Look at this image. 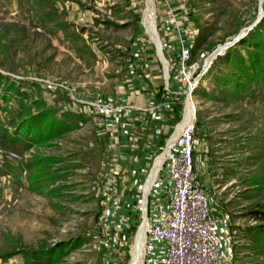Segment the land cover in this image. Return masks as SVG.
Returning a JSON list of instances; mask_svg holds the SVG:
<instances>
[{
	"label": "rangeland",
	"instance_id": "1",
	"mask_svg": "<svg viewBox=\"0 0 264 264\" xmlns=\"http://www.w3.org/2000/svg\"><path fill=\"white\" fill-rule=\"evenodd\" d=\"M150 5L169 87L146 26L148 15L144 19ZM46 8L59 12L57 33L41 24ZM96 12L106 17L110 12L113 24L100 17L103 27L92 36L80 26L92 23L77 22V14L92 20ZM184 23L182 42L194 45L187 78L169 50L178 40L172 25ZM77 28L84 29V40H68L65 30L78 33ZM248 29L243 39L210 58ZM262 44L264 0H0V264H134L147 187L131 185L138 177L144 185L155 167L153 177L182 120L177 116L184 112L189 79L198 84L184 120L196 112L198 156L204 157L198 169L218 172V192L209 196L224 225L226 262L264 264L259 233L264 230V53L257 50ZM244 62L247 72L240 69ZM237 77L246 80L235 82ZM126 85L133 93H153L171 110L149 124L173 125L167 135L159 131V142H153L159 150L149 159L143 151L147 132L132 127L126 146L95 110L110 106L113 96L117 105ZM165 90L177 95L168 99ZM45 109L65 130L48 140H29L21 127L39 124ZM135 158L143 161L142 176L135 173ZM161 163L160 158L159 168ZM155 195L149 215L164 198ZM144 241L145 236L142 264H158L145 258Z\"/></svg>",
	"mask_w": 264,
	"mask_h": 264
},
{
	"label": "built area",
	"instance_id": "2",
	"mask_svg": "<svg viewBox=\"0 0 264 264\" xmlns=\"http://www.w3.org/2000/svg\"><path fill=\"white\" fill-rule=\"evenodd\" d=\"M193 46L189 41L181 47L179 64L185 78ZM95 110L109 117V106L98 105ZM198 144L194 121L173 141L164 168L152 183L149 199L154 192L164 198L148 214L144 253L146 259L158 264H227L223 250L224 225L214 216L209 192L196 176Z\"/></svg>",
	"mask_w": 264,
	"mask_h": 264
},
{
	"label": "crops",
	"instance_id": "3",
	"mask_svg": "<svg viewBox=\"0 0 264 264\" xmlns=\"http://www.w3.org/2000/svg\"><path fill=\"white\" fill-rule=\"evenodd\" d=\"M56 1H58V0H56ZM110 12H109V15L107 17H106V15H104V14H106V12H104L103 14L100 12H96V14H92V18H91L92 20L88 19V17H87L88 15L86 16L84 13H78L77 14V22L92 23L89 25H80V26H85L83 28H86L87 32L89 34L91 31V33H92L91 35L94 36V33L99 32V28L103 27V25L101 24V23H103V21L101 20L100 17H103V18L106 17L104 22L113 24V22L108 21L109 19L113 21V19L110 17L111 16ZM42 14H43L42 15L43 17L41 18L42 19L41 24H43V26L45 27V29L49 33H51V34H52V32L57 33L59 28L62 27V25H57L54 23L56 21L55 20L56 16L59 14V12L58 11H49L46 8L44 10V13H42ZM176 17H177V15H174V13L172 12V19L171 20L176 22V20H177ZM98 22H100L99 25L96 24ZM111 26H114L115 28H119L118 25H116V24L111 25ZM83 28H82V30L77 28L76 30L78 33H73V32L70 33L67 30H65L66 38L68 40L72 39V41H75V42L80 41V40L83 41L84 40L83 35H82L83 32H81V31H84ZM172 28L177 29V32L175 35H176V38L178 40L176 41V43L169 46V50L173 54H176L177 58H179L182 45L189 44V41H188V43L182 42L186 39V36H187L186 29L188 28V26L187 25L185 26V23H184L183 28L176 27L175 25H172ZM94 40H99V39H92V41H94ZM182 43H184V44H182ZM104 44L107 46V45H109V42L106 41ZM115 47L121 48V45H116ZM119 55H121V53ZM130 68H132V66ZM123 89L126 91L124 93L125 95L123 96L125 98H122V96L118 95V104L117 105L115 103V99H116L115 96L109 98L108 102H109L110 106H109V110L107 113V115H109V117L102 115L104 118V123L107 127L108 132H110V131L118 132L117 134H115L117 137L116 139L120 140V138H122L121 141L124 142L126 144V146H127V136H128L129 131H131L132 127L135 129H138V131H140L141 135L146 134V132H147L148 133V135H147L148 144H145V146H144L145 148L143 149V151H144V153H146L145 159H149L152 156H154L159 150V148L153 144V142H156V141L159 142V139H158L159 131L163 129L164 134L167 135L168 132L170 131L169 129H173V125L170 127H166V128L158 125L155 128H153L152 126H149V124L150 123L153 124L154 119H162V116L164 115V113H167V117H169L171 110L165 104H163V105L158 104L155 101V95L153 93L150 94L149 92H140V91L139 92L134 91V93H133L132 85L123 86ZM165 91H166L165 95H167L168 99L173 98L172 95H177L174 92L167 91V90H165ZM127 94L129 95L128 97H127ZM132 102H133V105H131ZM179 114H181V113H179ZM146 115H148V117L145 120L144 117H146ZM179 116L181 118V117H183V114L179 115ZM132 117L134 118L133 119V125H132ZM170 118H174V116H170ZM166 129H168L167 133H166ZM112 135H113V133H112ZM113 137H115V136H113ZM118 143L120 144L121 142L118 141ZM166 143H167V141H166ZM198 143H200V142L198 141ZM126 146H124V147H126ZM199 152L200 151H199V147H198V150L196 152V166H195L197 180L201 185H203L208 190L210 195H214V194H216L215 192H218L217 190L219 188L215 184L216 183L215 181L218 180V174H217L218 172L217 173L213 172L212 170H210V167L207 169V171L203 170V169L202 170L198 169V166H197L198 159L204 158L203 156H198ZM135 163H136L135 164L136 175L138 172V174L140 176H142V174L145 171V169L142 168L143 161H139L138 158H135ZM150 174H151V171H150ZM154 174L152 175L153 177H154ZM149 177H150V175H149ZM149 177L147 178L146 183H147ZM137 180H138V182L131 185V187H145L146 183L143 185L140 177H138ZM146 187H148V185ZM155 198H156V195L154 196V198H152V196H151L149 201H151V203L155 204L156 203Z\"/></svg>",
	"mask_w": 264,
	"mask_h": 264
},
{
	"label": "trees",
	"instance_id": "4",
	"mask_svg": "<svg viewBox=\"0 0 264 264\" xmlns=\"http://www.w3.org/2000/svg\"><path fill=\"white\" fill-rule=\"evenodd\" d=\"M246 45V44H244ZM258 51H260L261 53H264V44H262L261 46H259V48L257 49ZM245 64V62H244ZM240 69L242 70L241 72H247L249 71V68L244 65H242L240 67ZM238 77H241L242 75H237ZM236 78L237 80H235V82H243L244 80H246L245 78ZM231 84H235L237 86L236 89L240 90L243 88V85H240L238 83H231ZM238 84V85H237ZM41 117H39V124L37 123V125L34 124H26L23 125V127H21V129L23 130L24 128L27 129L28 131V138H30L29 140L32 141H38V140H48L51 138H55L57 136H59L65 129H63L62 125L59 126L58 123H56V118L52 117V113L45 109L44 113H41ZM177 119L180 120V116H177ZM37 138V139H33V138ZM259 233L264 234V230L260 229Z\"/></svg>",
	"mask_w": 264,
	"mask_h": 264
},
{
	"label": "water",
	"instance_id": "5",
	"mask_svg": "<svg viewBox=\"0 0 264 264\" xmlns=\"http://www.w3.org/2000/svg\"><path fill=\"white\" fill-rule=\"evenodd\" d=\"M263 3V1H262ZM256 26V24L254 25ZM250 29L248 30H245L243 31L242 33H240L236 39L234 40V42L232 43H229L227 45H225L224 47L218 49L212 56H210V58H212L213 56H215V58L219 55H221V53L228 49L229 47H232L235 43L239 42L241 39H243V37L246 35V32L249 31ZM148 35V34H147ZM151 40V39H150ZM151 42L153 43L155 49H156V55H157V58L158 60L160 61L161 65L163 66V69H164V76H165V81H166V86L169 87L170 85V70L168 68V65H166V63L163 62V59H161L160 55H159V49H158V43H159V38H158V34L156 33H152V40ZM164 50L161 49V54L162 56L164 57ZM165 59V57H164ZM166 60V59H165ZM198 84V83H197ZM187 102H188V98L186 100V105H185V108H184V112H183V117H182V120L179 122V124L175 127L174 131H173V134L171 135L170 139L168 140V143L166 144V147H165V150L164 152L162 153V158H163V162H162V165H161V170L164 168V164H165V160H166V152L169 151V148L171 146V144L173 143V141L176 139L177 136H179V134L181 133V130H182V124H183V121H184V118H185V114H186V109H187ZM155 169V167L152 168V171L153 172ZM154 182V180L151 181V174H150V177L145 185V187L147 185H150V187L152 186V183ZM149 196L150 195H147L144 193L143 191V200H142V203L145 201L146 203V206L148 207L149 205ZM142 213H143V209H142ZM147 218H148V214H146ZM143 226V224L141 225V227ZM138 235V234H137ZM133 260V259H132Z\"/></svg>",
	"mask_w": 264,
	"mask_h": 264
},
{
	"label": "bare ground",
	"instance_id": "6",
	"mask_svg": "<svg viewBox=\"0 0 264 264\" xmlns=\"http://www.w3.org/2000/svg\"><path fill=\"white\" fill-rule=\"evenodd\" d=\"M153 11H154V9H153L152 5H150L148 7V9L144 13V19H145V16L148 15L149 22L146 23V20H145V23H146V26H147L148 30L151 33H155V31L153 29L152 19H151L152 14H153ZM158 49H159V55H160V57L163 59V62L166 63L164 57L161 54V49H160L159 46H158ZM166 65H167V63H166ZM196 88H197V82H195V84H193V86L190 88V92L188 94V103L193 99L192 97L194 96V91H195ZM190 107L193 109V107L191 106V104H190ZM193 111H195V110L193 109ZM195 120H196V112L194 114V117H190L187 121L184 120V122L182 124V127H183L182 130L186 126L193 124V122ZM167 154H168V152H166L165 156H167ZM160 158L162 159V162H163L162 154L158 158L157 168H156L154 177L151 178V181L157 179V177H158V175H159V173L161 171V166L159 168V160H160ZM161 165H162V163H161ZM144 193L147 194V195H150V193H151V187H150V185H148V187L146 188V190H145ZM144 206H145V211H143V223H144V220L145 219H146V221L143 224V227H140V230L138 231V235L136 237L137 243H136V249H135V258H134L135 261L132 260V261H134V264H142L143 263L142 260L140 259V251L142 250V241H143V237L145 236L146 227H147V216H146V214H147V211H148V207L146 206L145 201L143 202V208H144ZM144 245H145V241H144ZM144 255H145V253H144ZM132 257H133V255H132Z\"/></svg>",
	"mask_w": 264,
	"mask_h": 264
}]
</instances>
